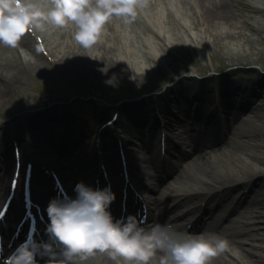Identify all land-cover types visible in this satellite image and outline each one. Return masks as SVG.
<instances>
[{
    "label": "bare ground",
    "instance_id": "1",
    "mask_svg": "<svg viewBox=\"0 0 264 264\" xmlns=\"http://www.w3.org/2000/svg\"><path fill=\"white\" fill-rule=\"evenodd\" d=\"M253 12L264 13V9H258L250 0H149L148 7L133 23L125 24L123 20L113 18L106 28L115 29L116 32L114 31V34L105 32L102 42L96 45L91 52L84 50L73 40L74 29L71 27L66 29L48 28L46 31H39V34L45 41L47 38L52 39V47L54 41L69 44L66 47L74 58L72 59L68 55L69 51L67 50L61 59V63L67 67L68 73L72 70H83L82 65L86 66L88 63L99 70V76L104 83L114 82L118 78L127 79L124 69L129 71L128 73H132L134 79L141 82L143 76L153 78L160 69L161 62L154 59L157 55L162 56L165 50L176 49L178 45H186V42L191 38V35H187L189 29H197L198 36L195 37L203 39L204 42L210 41L209 45L214 50L220 47L221 52L224 50L223 44L231 46L233 49L237 48L239 52L230 51L229 64L252 63L254 55L258 52L256 53L253 48L254 44L248 45L253 43L249 36L254 35L257 41L264 43V23L262 22L261 25L260 19ZM221 26L224 28L223 31H216ZM210 29L216 31H214V35L207 34L208 31H211ZM182 30L185 31L182 32ZM233 37H238L241 40L233 39ZM245 39L248 43L242 45V42H247L244 41ZM109 40L113 43H110ZM155 41L159 44H154ZM215 41L217 42L215 43ZM33 42H36L38 46V42L33 40L31 34H28L16 48L0 46V108L15 97L17 91L27 81L26 76L31 70L43 72V63L32 52L29 53L30 50L35 51ZM138 42H141V46ZM70 46H74L72 50ZM151 51L155 52V57L152 56ZM243 51L247 53L242 54ZM58 52L56 51V54ZM118 52L122 55H124L123 52H130L132 59L129 57L125 59L126 56H120ZM145 52L146 56L144 57L143 53ZM56 54L54 53L52 56L57 58ZM235 57L240 58L235 60ZM76 58H79L80 62ZM253 71L254 75L259 73ZM238 73L243 75L241 70L233 69L230 72L207 77V81L211 80V84L212 81L218 83V80H221L219 83L222 84L220 87L222 99L219 102L226 106V112L230 111L228 118L231 120L224 129H221L217 124L219 120L216 119L215 113L211 112L206 117L204 115L207 113L208 107L211 104L215 105L219 99L212 96V89L207 84L196 87V78L191 76H183L179 83L167 89L168 92L164 93L165 96L154 97V94L149 96L154 108L149 107V99L135 106L131 103H122L116 107L122 110L123 118L133 124V126H128L124 123L121 126L126 135L130 163L137 169L143 170L147 177L154 178L150 169L155 168L158 163L156 159L158 143L154 141L147 143L144 139L154 135L158 129H164L179 133L178 139L180 138V142L186 144L187 148L183 155H180L179 152L176 155L177 148H174L176 165L164 173L160 182L154 184L151 194L154 202H161L167 206L171 200L175 203L177 200L175 198L183 197L184 194H180L183 191H198L205 188L213 190L218 185L228 186L223 194L221 192L219 194V196L221 194L224 196L216 210L219 213L226 209L236 190L250 185V195L245 197L240 207V209L247 208L249 212L244 220H240L242 224L235 223L232 216L225 218V215H219L204 225L198 222L195 225L196 232L190 228L189 224L194 223L193 219H190L193 214L186 213L187 209L184 205L181 209L176 206L172 210L158 212L151 217L149 225L142 226L147 229L155 225H170L172 230L177 232H187L193 235L204 234L226 241V249L213 258L212 264H256L257 261L264 264V233H252L253 223H260L264 220V80L261 78L259 82L254 83L257 86L254 85V91H250L252 96L248 97L249 99H242L236 107L233 96L240 91L245 93L249 89V86L237 85L231 81L234 74L237 76ZM96 88L98 91L100 90L98 86ZM257 101H261V104L255 105ZM196 104L197 107L194 109ZM78 107L81 106L75 103L73 107L66 109L37 111L28 117V124L39 130L45 127L48 132L47 136H44L41 131L36 133L32 128L30 135L23 136L24 139L21 136H16L15 139V141L21 142L30 156L32 153L37 157H43L59 168L67 187L72 190L80 183L73 179L72 174H78L87 166L82 163V155L93 157L95 146L93 147V144L89 143L93 134L83 131L81 137H78L72 130L63 131L52 128L48 124H43V120L50 122L60 120L68 124L75 114V110L72 108ZM133 107L137 109L131 112ZM174 109H177L179 113L174 114ZM160 113H162V117L158 116ZM96 114L98 119L106 116L104 112H96ZM191 122L201 125L198 129L201 138L191 139V143H189L186 138L193 129L185 127L184 123L189 126ZM1 129L0 141L6 143L4 136L7 133L4 126H1ZM178 129L179 131H177ZM90 131L92 130L90 129ZM228 131L232 132V137L227 136ZM106 133L108 134V131ZM53 135L61 137L59 144L54 143L62 148L61 150L65 149L66 145H70V150H79L81 155L65 159L60 157L59 154L62 153L60 149L48 146L47 141L44 140H49ZM56 137L51 138L56 139ZM82 143L83 146H81ZM102 145L111 149L119 146L113 141L108 142V140H105ZM1 152L3 162L0 167L11 169L10 151L1 150ZM113 161L116 165L117 160L113 158ZM170 176L174 177L173 180L166 183L165 180ZM138 180L141 182L140 179ZM234 183L241 184L237 188L230 186ZM178 188L179 190H177ZM37 196L40 200H45L43 195L38 193ZM193 198L197 199L198 197ZM89 264H112V261L106 256H98L93 258ZM157 264H159V254L157 255Z\"/></svg>",
    "mask_w": 264,
    "mask_h": 264
},
{
    "label": "clouds",
    "instance_id": "2",
    "mask_svg": "<svg viewBox=\"0 0 264 264\" xmlns=\"http://www.w3.org/2000/svg\"><path fill=\"white\" fill-rule=\"evenodd\" d=\"M149 0H0V46L16 48L28 34L71 27L73 40L91 52L102 42L113 18L131 24ZM76 197L53 198L47 206V241L19 244L5 264H89L106 256L112 264H212L226 241L172 230L170 225L141 227L134 216L114 219L111 188L76 185ZM3 241L0 238V253Z\"/></svg>",
    "mask_w": 264,
    "mask_h": 264
},
{
    "label": "rangeland",
    "instance_id": "3",
    "mask_svg": "<svg viewBox=\"0 0 264 264\" xmlns=\"http://www.w3.org/2000/svg\"><path fill=\"white\" fill-rule=\"evenodd\" d=\"M250 1L253 2L256 7H258V9H264V0ZM254 14L260 19V23L262 25V22L264 23V13L256 12ZM222 29L224 28L221 26L218 27L216 31L221 32L223 31ZM114 31L115 29L106 28V32L108 33L111 32L114 34ZM183 31L185 30H182V32ZM197 31V29L188 30L187 35H191V38L189 41L186 42L185 46L178 45L176 46V49L168 51L165 50L162 56L157 55L156 58H154L157 62H161V65L160 69L157 71V74L153 78L143 76V80L141 82H138L136 79H134V77H132V73H128L129 71H126V69L123 68L127 73L125 74L127 75V79L122 80L118 78V80L114 82L109 81L107 83L102 82L99 76V70H97L96 67L88 63L86 64V66L82 65L84 67L83 70H72L69 73L67 72V67L61 63L63 55L68 50L66 45L69 44H67V42L64 43L59 41V43H57L53 40L54 43L52 47V39L47 38V40L45 41L44 39H42L43 37H41L40 34L37 36H39L41 39L35 36V34H38L39 31L36 32L34 35L31 34V37L34 41L37 40L38 43H41L43 41L45 44L44 49H40L38 47L39 45L37 46L36 42H33L35 51H29V53L32 52L33 55L38 58L41 63H43V72L31 70L27 74V81L24 85H22L20 90L17 91L15 97L12 98L7 105L0 108V125L11 122V124H13V126H15L16 128L17 122H21L22 117L25 118V112L30 111L31 108H37L35 109V111L39 109L53 111L59 108L66 109L69 107H73L75 103L81 106L75 109L72 108L73 110H75V113L78 112L76 115L81 113H87L92 118H94V116L97 115L96 112H101L100 110H103V106L109 107L113 103L116 104L119 102H126V98L131 95L142 94L139 97H143V95H146L144 94V92H147V94L159 93L163 95L165 93L164 91H167V88L169 86L179 83V79H182L183 76H194L196 78V76L199 75L209 76L214 75L215 73L221 74L224 72H230L233 69L241 70V73L243 75H239L238 73L237 76H235L234 74L231 81L233 83H236L237 85L250 86L248 91L244 94L242 93V91H240L239 95L235 94L233 96L234 98H237L236 104H239L243 97H251L252 95L250 91H253L251 88L254 87V85L259 82L261 78H263L264 80V43H262V41H257L256 36L254 35L249 36L250 40H253V43H249L248 45L254 44L253 48L255 52L258 53L254 55L255 58L253 59V61H251L252 63L232 65L229 64L230 60L228 59V56L230 51L239 52L237 48L233 49V47H228L226 44H223L224 50H221L220 52V47H217L218 49L214 50L213 47L209 45L210 41L204 42L203 39L195 37L198 36ZM214 31L215 30L208 31L207 34L212 35ZM200 34L202 35V33ZM236 38L237 40L240 39L238 37H233V39ZM244 41L247 40L245 39ZM155 42L154 44H159L157 41ZM216 42L217 41H215V43ZM110 43L113 42L110 41ZM242 43V45H244L247 44L248 41L246 43ZM138 44H140L141 46V42H138ZM147 45L149 46L148 43ZM142 49L144 50L143 47ZM56 51L59 52L56 54ZM68 51V55L71 56L73 59L74 56L71 54V51ZM53 52L56 54L57 58L52 56V54L54 55ZM118 53L120 56H126L125 59H127V57H129V59H132V57L130 56V52H123L124 55H122L120 52ZM151 53L152 56L155 57V52L151 51ZM244 53L247 52L243 51L242 54ZM143 54L145 57L146 52ZM235 58V60H238L240 57ZM77 60L80 62L79 58ZM253 70L260 73V76L258 78L257 76H254ZM196 80L197 82L195 83V85L196 87H199L201 85V78L197 77ZM206 84L210 87V89L214 90L213 84H211V80L206 81L205 86ZM96 86L99 87V91L97 90L98 88H96ZM146 97L148 96L146 95ZM259 104H261V101H257L255 105ZM149 107H152L150 98ZM174 110V114L179 113L177 109ZM107 116H109V114ZM245 118H247V116H245ZM126 122L128 123V121ZM24 126L25 125H23V122H21V127ZM17 130L21 135L22 130L18 129V126ZM232 136V132H229L228 137ZM242 192V190L237 191V195H241ZM237 195L235 196L234 194L233 197H238ZM233 197L231 198V201L234 200ZM248 215V209L241 208L237 212V214L232 217V220L236 221L235 223L242 224L240 223V220H244V217ZM253 224L254 230L252 231V233H264V220H262L260 223L254 222ZM256 264L263 263L261 261H257Z\"/></svg>",
    "mask_w": 264,
    "mask_h": 264
},
{
    "label": "snow or ice",
    "instance_id": "4",
    "mask_svg": "<svg viewBox=\"0 0 264 264\" xmlns=\"http://www.w3.org/2000/svg\"><path fill=\"white\" fill-rule=\"evenodd\" d=\"M4 215V212L3 211H0V218H2Z\"/></svg>",
    "mask_w": 264,
    "mask_h": 264
}]
</instances>
